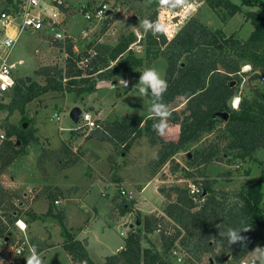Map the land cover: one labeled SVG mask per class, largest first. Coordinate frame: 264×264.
I'll list each match as a JSON object with an SVG mask.
<instances>
[{
  "label": "rangeland",
  "instance_id": "obj_1",
  "mask_svg": "<svg viewBox=\"0 0 264 264\" xmlns=\"http://www.w3.org/2000/svg\"><path fill=\"white\" fill-rule=\"evenodd\" d=\"M153 1L154 0H68V7L65 10L66 19L61 25V29L63 32L66 31L67 34L69 32L73 33L75 44L82 54H86L88 49L95 50V45L102 44L114 47L123 34L134 32L137 36V42L133 44L131 48L136 53V56L144 57L146 49L144 38L147 32L140 26V22L151 17L156 9L159 10V18L162 19L168 27V40L173 39L192 18L199 19L213 32L222 30L227 37L235 36L242 40H246L254 31V27L251 21L247 20L246 14L253 11L264 14V11L260 10L258 7L245 6L241 0H231L241 8V12L225 22L222 16L226 17V12L221 11V13H216L213 11L208 4V0H188L190 6L186 8H158ZM13 2L14 0H0V14L10 4L12 5ZM102 4H107L111 8L112 12L107 15L110 19H104L101 22L87 21L84 17V12H94ZM175 19L178 21L175 22ZM108 21H111L109 26L107 23ZM105 28L107 29L105 30ZM83 29L87 31L88 37H85L83 33H81ZM29 33L30 32L21 37L19 44L14 50L12 62L23 60L24 64L21 66L18 65L13 71V75L17 81L23 79L28 81V83L36 82L40 85H45V78L40 76L38 72L43 67L47 66L63 68L66 64L64 53L58 51V45L60 46V44L54 41L52 34L48 35L45 31L44 34H40L43 37H40L39 34L31 36ZM94 41L95 45H92ZM47 42L51 47L55 48L50 49ZM38 49L39 54H36V50ZM182 62H185V60ZM116 65H118V61L112 63L111 67ZM167 66V61L160 58L150 64L146 63L141 68V71H143L144 68L155 67L167 81ZM241 74L242 81L239 85L238 80H234V87L237 88L235 89L234 100L231 103L233 109L239 108L242 99L246 97L251 98L257 92H264V79L253 80L254 73L252 72L251 66H244L241 70ZM115 80L117 81L116 83L113 82ZM115 80H98L94 93L85 94L83 97L70 93L49 92L30 102L26 106L25 113H21L17 110L11 115L6 111L0 113V144L4 141L1 136L5 135V129L3 127L7 123L18 128L23 125L24 128L32 130L35 137L39 140L38 143L28 146L26 154L22 155L16 162L5 168L0 175V185L8 188V191L11 192L14 197V206L16 209L20 208L18 212H22L20 214L21 220H30L29 223H33V225H27L28 228L25 232H22L16 223L13 229L14 241L12 244H9L11 246L10 251L7 253L2 264H19L21 258L22 264H26L25 257L29 255L30 248L36 246V244L41 247V250L44 249V251L39 254L42 258H44V256L48 257L49 255V259H51L52 262L54 261L55 264H77L66 255L62 247L58 246L60 245L58 244L60 241L59 238L60 236L62 237L65 232L62 228V223H65V220L58 217L60 213L56 209L62 206H68V204L64 203L63 205V203H60L57 205L54 203V206L50 208L49 196L50 194H58V190H62V186H72L71 190H73L74 186H77L80 181L87 183L89 181V176L93 177L92 179L95 180L96 173L93 168L102 171L104 177H123L124 179L136 180L135 186L130 185L125 182V180L116 182L114 185L115 192L120 187L138 192V184L140 187L143 183L146 181L148 182L155 176L152 173L150 164L156 160L162 148L161 142L154 146L155 143L144 136L139 138L136 144L129 148H123L114 143H108V147L106 144L100 143V141L87 143L95 129L92 131L88 129L78 131L70 118L73 107L79 106L86 110L94 106L95 109L98 108L97 111L99 113L104 112V116L100 118L94 116V120L97 124H99V122L106 124V126H112L115 122L120 124L126 122V124H130L140 118L155 122L157 118L154 116L150 117L148 113V108L151 103L150 94L141 95L138 87H134L138 84L139 77H134L131 73H124L123 70H120ZM124 80L128 82L127 85H125ZM124 90H130V92L122 96ZM237 100H239V103L236 107ZM186 105L187 101L180 96L169 104L171 112L168 121L169 129L177 128L180 131V126L174 123L172 114L176 112L180 118L183 119L185 115L188 114L185 113ZM56 114L61 118L59 121L56 120ZM63 127L70 129L65 131ZM225 128V122H218L212 132L204 133L198 143L179 152L172 160L162 166L156 174L159 177V182L157 183V185H159L158 190L160 191L162 187L167 188L172 186L188 188L194 183L204 185L206 181H211L214 182L217 191L228 194L231 199L230 202H235L237 201L236 196L248 185V183L253 180L261 179L264 173V148L257 150L246 160L238 159L230 162L229 160H232L233 156L226 155L225 159L220 161L214 160L212 163L205 166H190L189 162L193 160V156L196 154L197 150L209 152L212 147L218 145L220 154L225 153L228 140H223L220 137ZM76 134L78 136H76ZM157 136L159 140L162 139L166 142H178L179 140V138H176L178 139L176 141V139ZM64 144L69 145L79 158V162L72 167L64 168L63 164L65 163L58 161L59 159L53 156V152H59ZM41 153H46L49 159L51 157L50 161L48 160L44 164H40L39 159ZM188 154L192 155V157L189 158ZM65 160V162H67L68 159ZM176 164L180 165L179 171L173 170V166ZM87 165L89 168L91 166L90 170L86 168ZM182 169H184L185 172H183ZM190 172L193 178H188V176H186ZM92 183L95 184L94 181H92ZM102 185L105 187L106 184ZM83 186L87 187L86 184H83ZM152 191L153 188L149 189L146 195L149 196ZM92 192L91 199L93 202L103 206L109 204L108 199L102 196L103 188L99 186L95 187ZM138 195L139 194H137V198L134 201L137 204L139 202ZM205 195L204 193L203 197H205ZM77 204L82 205L80 203ZM35 205H37L36 208L38 211L36 213H34ZM137 207L138 206H134L130 215L122 220L121 226L112 224L109 221L108 224H106L104 210L102 208L100 209L103 211V215L93 221L90 228L91 231L88 235L91 242V245L87 248L88 254L95 264H104L107 258L112 256L120 246H124L125 241L124 237L120 235V229H132L129 225L130 223L133 224V228L140 227L136 226L138 213L143 217L148 215L149 212V215L154 214L163 217L164 222L162 227L169 230L171 233L174 232V228H172L174 224L166 217L164 212L163 214L158 210L151 213L158 207H150L147 210L145 209L144 212H140ZM72 209L73 208H71V210ZM50 210H52L51 213H49ZM28 211L33 212L35 215L37 214V216H35L36 218L30 215L28 216V214H26L29 213ZM82 211L85 216L87 212L91 213L89 208H83ZM116 214L118 216L120 213L111 209L110 212L107 213V216L115 215V218ZM80 219H82V217H80ZM77 223L78 222H76L75 225H78ZM109 223L111 225H109ZM22 224L23 222H20V225ZM74 233L77 235L78 231L75 230ZM25 234L29 239H26ZM32 236H34L35 239H33ZM159 239H161V236L158 232L143 238V248H148L156 252L159 251ZM22 246H25L26 251L20 258L15 254V249L17 250L18 247ZM190 246L192 247V245ZM51 247H55V249L47 254V249ZM123 248L124 247H122V249ZM260 248L264 249V247ZM178 251L181 258L185 255L189 257V252L191 253V251H187L188 253L186 254L182 249ZM186 256L183 258V263L177 260V264H235L233 257L230 254H223L221 247H214V253L205 254L200 259L192 257L186 259ZM227 257H229V259L225 262V258ZM44 262L45 264H51L49 261ZM240 264H264V255L253 251L248 255L245 261Z\"/></svg>",
  "mask_w": 264,
  "mask_h": 264
},
{
  "label": "trees",
  "instance_id": "obj_2",
  "mask_svg": "<svg viewBox=\"0 0 264 264\" xmlns=\"http://www.w3.org/2000/svg\"><path fill=\"white\" fill-rule=\"evenodd\" d=\"M241 1L245 6L258 7L264 11V0ZM16 2L17 0H14L12 4ZM153 2L160 8L159 0ZM208 2L216 13L226 12L228 17L222 16L225 22L241 12V8L231 0ZM158 17L159 10L156 9L148 19L155 21ZM246 18L254 27V31L246 40L235 36L227 37L222 30L213 32L197 18L190 19L173 39L168 40L163 34L154 36L149 31L144 38L146 45L144 57L136 56L131 48L137 42L134 32L123 34L114 47L95 45L93 42L98 56L86 71L78 67L73 44L70 43L67 47L70 57L65 67H43L38 74L45 78V85L28 83L23 79L17 81L8 102L0 104V113L6 111L11 115L16 110L25 113L30 102L49 92L72 93L80 97L92 94L96 90L98 80L113 81L120 70L139 77L141 68L146 63L150 64L163 58L168 64V88L163 95V102L169 105L179 96L187 101L185 113L188 114L183 119L176 112L172 114L174 123L180 126V131L172 128L163 136L175 140L178 135L179 140L176 139L178 142L159 140L158 134L153 131L154 122L144 118L129 122L130 124L126 122L112 126L98 124V130H101L102 134L101 141L111 142L117 146L123 144L127 148L132 147L144 136L155 144L161 142L162 148L156 160L150 164L152 171L157 173L179 152L198 143L204 133L212 132L217 123L221 122L215 118L217 113L228 112L230 120L220 136L223 140H228L225 153L220 154L218 145L212 147L209 152L197 150L193 160L189 162L190 166H205L214 160L225 159L226 155L233 156L230 162L246 160L257 150L264 148V92H257L251 98L242 99L237 109H233L231 103L237 88L234 87V80H238V85L240 84L241 70L244 66L252 67L253 80L264 78V14L253 11L246 14ZM110 22H107L108 26ZM184 60L185 62H182ZM117 61L118 65L111 67V64ZM64 78L68 79L66 83L63 81ZM149 94L151 99L150 91ZM3 128L5 140L0 144V175L5 168L26 154L28 146L39 142L33 131L24 128L23 125L18 128L7 123ZM53 156L65 163L64 168L72 167L79 162V158L67 144H64L59 152H53ZM50 159L46 153H41L40 164ZM65 159H68L67 162ZM179 167L180 165L176 164L173 170L179 171ZM182 171L185 172L184 169ZM186 176L193 178L191 172ZM194 184L200 186L202 193L206 194L202 204L194 201L189 187H162L160 190L167 201L164 213L174 224L173 233L162 227L163 217L154 214L143 217L138 213L137 217L142 219V224L129 230L122 251L109 256L104 264H177V257L173 251L178 247L186 254L191 251L189 257L185 255L186 259L191 257L200 259L205 254L214 253V247H221L223 254H230L235 264H240L257 247H264V173L261 179L248 183L236 196L235 202H230L228 194L217 191L214 182ZM13 198L11 192L0 185V239H11L13 229L21 219L22 212H18L20 208L16 209L14 206ZM59 200V194H50V208ZM133 205L134 201H123L120 205L122 215L130 213ZM51 212L52 210L49 213ZM32 213L26 214L31 216ZM229 227L241 230L248 228L250 231L241 232V236L245 237L244 241L230 245L227 238L219 234ZM62 228L66 237L64 249L72 260L77 264L83 261L95 264L83 244L74 242L64 223ZM159 229L162 249L156 252L143 248V238L155 234ZM12 243L8 240V245Z\"/></svg>",
  "mask_w": 264,
  "mask_h": 264
},
{
  "label": "built area",
  "instance_id": "obj_3",
  "mask_svg": "<svg viewBox=\"0 0 264 264\" xmlns=\"http://www.w3.org/2000/svg\"><path fill=\"white\" fill-rule=\"evenodd\" d=\"M67 2L68 0H17L16 4L10 5L7 10L2 11L0 14V104L8 102V97L17 84L13 71L23 62L18 64L12 62L13 53L21 37L28 32L44 34L46 31L48 35L52 34L54 41L60 43L65 61L70 57L67 47L72 43L77 65L82 70L86 71L89 69L92 62L97 58L98 52L96 50L88 49L87 55L82 54L78 50L73 36L68 35L61 29V25L65 21ZM109 11H111V8L107 4H102L94 12H85L84 16L89 22H101L107 18ZM83 35L88 37L87 31H84ZM63 81L66 83L68 79L64 78ZM60 119V116H57V120L59 121ZM98 128L99 125L95 122L92 114L83 111L76 130L88 129L92 131ZM1 137L5 140V135ZM189 189L195 202L202 204L205 201L203 190L200 186L193 184L189 186ZM118 193L127 202L135 201L137 197L134 191L123 187L118 189ZM55 203L59 205L60 201ZM20 222L18 221L17 225L24 232L26 227L21 226ZM159 232H161V229L158 230ZM7 239H0V264H2L7 256V251L10 249L9 247H11L8 245ZM178 250H180L179 247L173 251V254L179 262H183ZM25 251V246L18 247L17 250L15 249V254L18 257H22Z\"/></svg>",
  "mask_w": 264,
  "mask_h": 264
},
{
  "label": "crops",
  "instance_id": "obj_4",
  "mask_svg": "<svg viewBox=\"0 0 264 264\" xmlns=\"http://www.w3.org/2000/svg\"><path fill=\"white\" fill-rule=\"evenodd\" d=\"M85 7H87V6H85ZM85 10H86V8H85ZM68 11H67V14H68ZM85 12H87V11H85ZM85 12H84V15H85ZM84 31H86V30L83 29L81 31V33H83ZM71 33L72 32H69L68 34L72 35L74 37L73 33L72 34ZM37 34L40 35L42 33H37ZM37 34L29 33V35H31V36H35ZM40 37H43V36L40 35ZM94 43H95V41H94ZM58 44H60V43H58ZM49 46H50V44H49ZM54 48L50 46V49H54ZM58 51L60 53H63L62 49H61V46H59V45H58ZM36 54H39V49L36 50ZM20 62H23L21 65L24 64L23 60H19L18 62H14V63L18 64ZM21 65H19V66H21ZM99 81H101V80H99ZM113 82L116 83L117 81L115 80ZM99 87H101V86H99ZM110 90H112V89H110ZM128 92H130V90H124V92L122 93L123 94L122 96L126 95ZM70 94H72V93H70ZM76 107H79V106H76ZM73 108H75V107H73ZM97 110H98V108L95 109L94 106L92 108H88L86 110L83 109L84 112L91 113L93 118H94V116L99 117V118L104 116V112H100L99 113ZM55 116L57 117V114ZM102 119H104V118H102ZM56 120H57V118H56ZM115 124H117V122H115ZM99 125H101L100 122H99ZM102 125L106 126V124H104V123ZM64 129H65V131H68L70 128H64ZM101 129L103 130V127H101ZM76 136H78V135L76 134ZM160 137H163V136H160ZM177 137H178V135H177ZM177 137H175V138H177ZM101 138H102L101 130L96 129L92 133V135L89 138V140L87 141V143L100 141V143L106 144V146H108V143H111V142H103V141H101ZM156 145L157 144H154V146H156ZM124 146L125 145H123V144L121 145V147L125 148ZM97 155H100V154H97ZM86 168H89L88 165L86 166ZM90 168H91V166H90ZM90 168H89V170H90ZM93 170L96 173V179L95 180L92 179L93 177L89 176V178H88L89 181L87 183H84V181H82V182L80 181V183L77 184V186L76 185L74 186L73 190H71L72 186H69L68 184H67L68 186H62L63 187L62 190H58V194H59V197H60V200H59L60 203H63V205H64V203H67L68 206H65V207L62 206V207L56 209L60 213V215L58 217L61 218L62 220H65L64 221L65 222L64 223L65 227L70 231V233H71V235H72V237L74 239V242H81L87 252H88L87 248L91 245L90 238L88 237L89 232L91 231L90 228L92 226L93 221H95L96 218L101 217L103 215V211L100 210L101 208L104 210V216H105L106 224H108V221H109L112 224H118V225L121 226L122 225V220H124L125 218H127L128 215H130V213H128L127 215H122V213H121L120 205L125 200L122 199L119 196L118 190L115 192V188H114L115 183L120 181V180L121 181L125 180V182L129 183L130 185H134V186L136 185L135 184L136 180L124 179L123 177H117V178H110V176L104 177L102 171L96 170L95 168H93ZM108 172H110V171H108ZM152 173L155 175L154 177H152V179H150L148 182L146 181L140 187H139V184H138V186H137L138 187V192H135V190L130 189V190L134 191L136 193V195L139 194L138 195V197H139L138 201L139 202H138V204L134 202V205L132 206V210H133L134 206H138L137 209L140 212H144L145 209L147 210L150 207H152V208L158 207L156 210L152 211L151 213L156 212L158 210L160 211V213L164 212V208H165V205H166L167 201H166L165 196L161 193V191L158 190L159 189V185H157V183L159 182L158 181L159 177L156 175L157 173H154L153 171H152ZM92 181H94L95 184L92 183ZM83 184H86L87 187L83 186ZM102 184H106L105 187H103ZM98 186L103 188L102 196L104 198L108 199V203L109 204H106V205L103 206L101 204L98 205V204H96L95 202L92 201V199H91V195L93 194L92 191L94 190L95 187H98ZM152 188H153V191L151 192V194L149 196H147L146 192L149 189H152ZM77 203H80L82 205H79ZM36 207H37V205H35V207H34V211H35L34 213L38 212ZM71 208H73V209L71 210ZM83 208H89L91 213L87 212V214L85 216L83 211H82ZM111 209H113V211H118L120 214L118 216L116 214L115 218H114L115 215H112V216L108 215L107 216V213L110 212ZM92 211H93V214H92ZM34 213H32L31 216H37V214L35 215ZM149 213H148V215H149ZM80 217H82V219H80ZM20 221L24 223L23 225L26 227V229L28 228L27 225H33L32 222L29 223L30 220L22 221L20 219ZM76 222H78L77 223L78 225H75ZM110 223H109V225H111ZM141 224H142V219H141ZM129 225L131 227L133 226L132 223H130ZM120 226H119V228H120ZM75 230L78 231L77 235H76V233H74ZM129 230L124 229V228L122 230L120 229V235L122 237H124V241H126V238L128 237ZM10 237H11V239L8 238L7 240H10V241L13 242L14 241V234L12 236H10ZM25 237H26V239H29L26 234H25ZM32 237H33V239H35L34 236H32ZM59 239H60V241L58 242V244H60V245H58V246L62 247L64 249V246H65V243H66V237L64 235H62V237L60 236ZM85 240H87V242H88L87 246L84 245V241ZM159 242H160L159 250H161L162 249V241H161V239H159ZM124 246H125V242H124ZM124 246H120L118 248V250H116L112 255L118 254L120 251H122L121 249ZM35 247L37 249V252H39L38 254H40V253H42L44 251V249L41 250V247H39L38 244H36ZM53 249H55V247H51V248L47 249L48 250L47 254L52 252ZM9 251H10V249L7 251V253ZM66 255L69 256V258L72 259V257L67 252H66ZM21 259L19 260V264L23 263L21 261ZM43 260L44 261H49V262H51V264H55L54 261L52 262V260L49 259V255H48V257L44 256Z\"/></svg>",
  "mask_w": 264,
  "mask_h": 264
},
{
  "label": "clouds",
  "instance_id": "obj_5",
  "mask_svg": "<svg viewBox=\"0 0 264 264\" xmlns=\"http://www.w3.org/2000/svg\"><path fill=\"white\" fill-rule=\"evenodd\" d=\"M161 8H176V7H189L188 0H159ZM140 26L145 32H151L154 36L163 34L167 36L168 27L162 19L159 17L155 20L144 19L140 22ZM125 85L127 81L124 80ZM134 87H138L141 95H147L151 93V103L148 108V113L151 116L156 117V121L153 123V131L159 136H164L169 129V117L171 115L169 105L163 102V95L167 91L168 83L161 76L160 72L155 67L144 68L139 76V82ZM250 231L248 228L235 229L227 228L225 231H221L219 234L226 237L229 244H235L242 242L245 237L241 236V232ZM254 252L264 255V249L257 247ZM26 264H45L43 258L38 254L35 246L30 248L29 255L25 257ZM82 264H87L83 261Z\"/></svg>",
  "mask_w": 264,
  "mask_h": 264
},
{
  "label": "water",
  "instance_id": "obj_6",
  "mask_svg": "<svg viewBox=\"0 0 264 264\" xmlns=\"http://www.w3.org/2000/svg\"><path fill=\"white\" fill-rule=\"evenodd\" d=\"M112 11H109L108 14H110ZM178 20L175 19V22H177ZM83 114V109L80 108V107H75L72 109L71 113H70V118L71 120L74 122V124L77 126L79 124V121H80V118H81V115ZM215 118L216 119H219L225 123H227L229 120H230V114L228 112H220V113H217L215 115ZM192 156L189 155V158H191ZM136 226H140L141 225V219H138ZM134 227V226H132ZM84 245L87 246L88 245V242L87 240L84 241ZM229 257L225 258V262L228 261ZM213 263V262H212Z\"/></svg>",
  "mask_w": 264,
  "mask_h": 264
},
{
  "label": "bare ground",
  "instance_id": "obj_7",
  "mask_svg": "<svg viewBox=\"0 0 264 264\" xmlns=\"http://www.w3.org/2000/svg\"><path fill=\"white\" fill-rule=\"evenodd\" d=\"M238 103H239V100L236 101V106L238 105ZM23 224H24V223H23ZM23 224H22L21 226H24Z\"/></svg>",
  "mask_w": 264,
  "mask_h": 264
}]
</instances>
